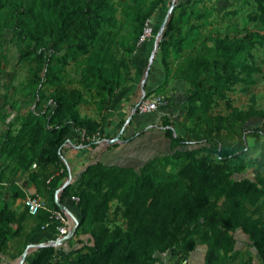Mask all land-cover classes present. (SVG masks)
I'll use <instances>...</instances> for the list:
<instances>
[{"label":"trees","instance_id":"trees-1","mask_svg":"<svg viewBox=\"0 0 264 264\" xmlns=\"http://www.w3.org/2000/svg\"><path fill=\"white\" fill-rule=\"evenodd\" d=\"M72 1L52 0L46 8V13H52L54 44L66 38L73 24L78 10L65 5ZM250 1L258 14L264 16V0ZM189 3L190 0H171L169 8L179 13L167 12L162 18L168 16L160 41L152 45V50L155 53L158 47L162 52L164 83L146 95L160 93L169 80L185 84L183 116L189 122L185 126L187 138L174 132L175 113H167L168 98L167 105L159 109L160 123L151 127L163 132L169 150L137 168L105 165L98 159L103 152L119 145L120 138L112 144L109 141L120 129L112 138L104 137L103 122L80 117L75 111L83 100V92L63 82L62 71L71 61H77L80 56L93 59L98 29L110 17L106 0H84L83 27L74 30L65 50H44L48 58L43 60L41 78L51 90L50 103L41 114L31 115L22 125L23 132H32L34 136L31 150L23 158L27 159V180L35 189L33 196L41 198L44 207L33 216L27 208L19 214L9 210L8 205L0 209V253L6 255L10 251L9 243L22 237L29 218L35 222L31 233H38L50 222V213L61 211L62 206L78 221L72 238L79 235L88 239L78 238L66 249L63 247L66 241L61 243L63 258H57L59 247L44 243L27 264H157L166 260L181 264L198 245L206 247L204 264H230L242 250L239 245L253 251L260 264H264V106L262 110L251 106L243 112L227 98L235 86L252 85L253 76L261 72L255 52L264 49V34L217 36L206 53L200 50L172 65L166 61L169 46L181 53L188 38L193 37L191 32L180 28ZM151 16L152 12L144 13L140 9L131 14L135 51L144 23ZM163 20L154 25V35ZM191 42H195L194 38ZM53 58L60 63L61 71L49 67ZM132 58L128 64L134 68ZM95 65L98 67L89 74L95 75L96 92L106 111L128 84L115 71L101 72L99 60ZM84 84L89 86L88 82ZM134 95L138 96V91ZM217 100L225 103L227 116L214 111ZM255 119L259 125L249 126ZM148 130H140L122 143H130ZM96 132L102 140H87ZM73 135L83 146L100 148L96 159L78 173L73 183L66 184L70 171L63 147H72ZM250 138L258 152L255 159L258 174L254 178L233 175L231 167L241 162L250 150ZM167 167L176 169L175 173L166 171ZM13 197L23 199L25 195L15 188ZM73 197L78 198L76 203ZM72 207L78 211V217L71 212ZM238 230L242 237L237 235ZM0 264H3L1 260Z\"/></svg>","mask_w":264,"mask_h":264},{"label":"rangeland","instance_id":"rangeland-1","mask_svg":"<svg viewBox=\"0 0 264 264\" xmlns=\"http://www.w3.org/2000/svg\"><path fill=\"white\" fill-rule=\"evenodd\" d=\"M51 2L52 0H0V209L8 205V209L16 214L26 208L27 198L34 195V192L29 190L31 185L27 180L25 169L27 159H23L31 150V139L34 136L32 132H23L22 125L31 115L41 114L49 105L52 95L50 88L44 85L41 78L43 60L46 61L48 58L44 50L52 49L63 52L71 41L74 30L83 27L81 9L84 0L65 2L66 6L73 5L77 8L78 12L73 19V24L66 32V38L54 44L52 13L50 11L46 13V8L51 5ZM106 2L110 17L107 23L104 22L98 29L99 38L94 47L93 59L89 60L80 56L77 61H71L65 66L62 71L63 82L66 86L83 92V100L76 106V113L80 117L98 120L105 125L110 118L107 110L103 109L101 98L97 95L95 75L89 74L90 70L92 72L98 67L95 61L99 60L102 64L101 72L110 74L115 71L119 74L120 80L129 85L134 80V68L132 64V67L128 64L135 51V37L130 21L132 12L135 9H140L144 13L152 12V16L148 19H152L154 25H158L167 12L174 11L173 8H169L171 0H106ZM161 5H163L162 12L159 10ZM174 13L177 15L179 10ZM180 28L183 32H191L193 37L188 38V43L181 53H177L169 46L166 61L172 65L190 58L200 50L206 53L212 46V40L217 36L241 37L248 32L264 34V16L261 17L258 14L250 0H190L185 8V16ZM193 38L194 43L191 42ZM149 41L156 45L159 43L158 31ZM137 45L140 46L138 40ZM154 54L160 58L162 52L156 47ZM255 55L261 72L253 76V84L248 87L237 85L227 94L231 104L243 112L251 106L257 110H262L264 106V49L256 50ZM43 56L44 59H42ZM153 58L154 55H151V62ZM49 67L55 71H61L59 70L60 63L54 58L49 60ZM85 82H88L89 86L85 85ZM153 94H160L165 97L166 101L168 99L162 92ZM132 109L133 104L130 105L128 111L125 110L123 114H120L119 120L116 121V130L103 136L110 138L119 129L124 130L125 118ZM214 111L222 116L229 114L225 103L220 100L216 101ZM181 113L179 116L174 114L175 118L172 117L175 120L174 132L180 136H187L185 126L189 122ZM257 125H259L257 119L249 122V126ZM124 134L125 132L121 134L120 139L125 138ZM71 140H73L71 143L77 145L75 135ZM248 142L251 146L250 150L241 162L232 165L231 173L254 178L258 174L255 163L258 152L253 149L251 138ZM85 147L88 148V153L85 154L84 159L90 160L93 148ZM68 150L67 145H64V156L67 155ZM34 167L33 165L31 169ZM175 170L171 167L166 168V171L172 173H175ZM262 173L264 174V171ZM15 188L25 195L23 199H14ZM34 223V219L29 218L25 223L22 237L9 243L10 251L6 255L0 253V260L3 264H20L22 253L25 250L27 253L22 264H27V255L32 251L29 246L32 247L30 245L33 238L31 228ZM86 229H88L87 225L84 227V230ZM236 233L239 237L243 236L240 230ZM78 236L69 239L68 245H74ZM21 244L26 247L21 248ZM239 247H242V250L237 253L236 258L230 264H260L253 251L246 246L239 245ZM199 254L200 249H196L192 264H198Z\"/></svg>","mask_w":264,"mask_h":264},{"label":"crops","instance_id":"crops-1","mask_svg":"<svg viewBox=\"0 0 264 264\" xmlns=\"http://www.w3.org/2000/svg\"><path fill=\"white\" fill-rule=\"evenodd\" d=\"M152 43V41H147L141 44L138 47L137 51H135L132 58V62L134 65V80L116 96L111 107H109V109L107 110V115L110 119L106 122L104 128V136H107L112 133L111 131L116 130V121L119 120L120 114H123L125 110L128 111L130 105L132 104L133 109L130 111L131 113L127 116V118H125L126 125L125 129L123 130V132H125L124 139L130 137L140 130L147 128H149V130L144 135L130 143H122L124 139H120L119 145L103 152L100 157H98V159L105 165H117L137 168L155 155L166 153L169 150V144L168 141L164 138L163 132L158 128L151 127L154 124L160 123L159 110L145 115L135 113V108L138 101L142 97L148 95L150 92L158 89L164 83V69L161 65L159 56H156L152 50ZM151 55H154L152 62L150 61ZM143 84L145 85L144 88ZM184 90L185 84L180 80H169L167 81V83H165L162 90H160L165 96L169 98V107L167 109L168 114L175 113L179 116L180 112H182L181 114L183 115V111L185 108ZM136 91H138V96L134 95ZM174 118H172L173 122L175 121ZM182 136L184 138H187L186 135ZM78 143L77 145L71 143L72 147L67 151V155H65V160L70 171V176L68 177L66 183L68 181L70 183H73L78 173L88 163L95 160L96 155L99 152L100 147H96L90 154L91 159L85 160L84 156L88 153V148ZM67 148H69V145H67ZM29 190L31 192H35L33 186H30ZM71 212L74 216L78 217L79 213L75 207L71 208ZM32 236V244H30L32 245V247L29 246V248H32V251L27 255L28 262H30L36 256L37 249L39 247H41L44 243L51 244L53 242L52 240L55 238V226L53 224H49L42 231L35 233ZM78 238L81 240L88 239L87 236H79ZM60 244L58 245L59 249L57 250V258H63V255L61 254ZM63 247L65 249L69 247L68 241H66ZM196 249H200V254L199 256H197L200 262H198V264H204L203 258L206 247L203 245H198ZM196 249L188 256L186 264L193 263L192 260L196 254ZM160 264H173V262L166 260L162 262L160 261Z\"/></svg>","mask_w":264,"mask_h":264},{"label":"built area","instance_id":"built-area-1","mask_svg":"<svg viewBox=\"0 0 264 264\" xmlns=\"http://www.w3.org/2000/svg\"><path fill=\"white\" fill-rule=\"evenodd\" d=\"M153 27L154 23L152 19H148L145 21L144 26L142 28V32L138 39V44L145 43L149 41L153 36ZM167 105V101L165 97L161 95H150L142 97L135 108V111L140 115L153 113ZM83 135V132H81ZM87 140L92 142H99L102 140L101 135L96 132L91 137L87 138ZM72 201L76 203L78 198L73 197ZM44 207L43 201L35 196L29 197L26 200V208L30 215H36L40 209ZM49 224H53L55 226V241L51 243L54 247H58V240L63 238L71 231L74 226L73 220L66 214L65 211H52L50 213V222L45 225L46 228ZM187 261H183L181 264H186Z\"/></svg>","mask_w":264,"mask_h":264},{"label":"water","instance_id":"water-1","mask_svg":"<svg viewBox=\"0 0 264 264\" xmlns=\"http://www.w3.org/2000/svg\"><path fill=\"white\" fill-rule=\"evenodd\" d=\"M167 19H168V16H166V17L164 18V20H163V22H162V24H161V26H160V28H159V30H158V36L163 32V30H164V28H165V25H166V23H167ZM122 133H123V129L119 131V133L116 135V137H114L112 140L109 141V144H112V143H114V142H117V141L119 140V138H120V136H121ZM69 183H70V182L68 181L66 184H69ZM55 202H57V198H56V197H55ZM60 208H61L62 211H65V210L63 209L62 206H60ZM65 212H66V214H67L68 216H70L71 219L73 220V222H74V226L72 227V229H71V231L69 232V234H67L66 236H64L63 238H60V239L58 240V245H59L60 243H63V242H65V241H68L69 239H71V238L74 236V234H75V232H76V230H77V227H78V221L76 220V218L73 217L69 212H67V211H65ZM26 253H27L26 250L22 253V256H21L22 259H21L20 264L23 263V260H24V258L26 257Z\"/></svg>","mask_w":264,"mask_h":264}]
</instances>
